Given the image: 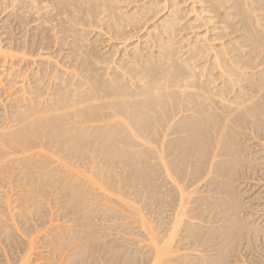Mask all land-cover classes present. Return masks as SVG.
Instances as JSON below:
<instances>
[{"label": "bare ground", "instance_id": "6f19581e", "mask_svg": "<svg viewBox=\"0 0 264 264\" xmlns=\"http://www.w3.org/2000/svg\"><path fill=\"white\" fill-rule=\"evenodd\" d=\"M3 1L25 26L48 4L44 21L59 19L62 35H51L59 49L48 60L49 26L29 41L16 20L24 42L0 45L11 59L0 173L31 182L16 199L0 193L12 228L14 210L26 222L39 205L29 188L46 178L63 198V224L51 219L42 239L48 264H264V190L251 194L255 206L246 198L252 180L264 188V0ZM19 227L17 244L34 232ZM16 243L29 248L12 260L32 264L35 243Z\"/></svg>", "mask_w": 264, "mask_h": 264}, {"label": "rangeland", "instance_id": "374dc122", "mask_svg": "<svg viewBox=\"0 0 264 264\" xmlns=\"http://www.w3.org/2000/svg\"><path fill=\"white\" fill-rule=\"evenodd\" d=\"M0 1H1V0H0ZM27 1H31V0H27ZM5 2H6V1H5ZM8 3H9V2H8ZM6 4H7V2H6ZM4 5H5V4H4V1H3V4H1V2H0V43H1L0 45H3V44H4L3 47H4V49H5V48H7L6 45H5V44L7 43V40L10 41L11 39H13L14 41L16 40V42H17V39L20 40V38H21V42H24V41L22 40V36H20V33H23L22 30L24 31V28H22L24 24L20 21V22L22 23V24H21V23L19 22L18 18H15L19 12H17V14H14L15 11H13V12L11 11V9H12V10H15V9H13L14 6H12V5H11V6H8V4H7L6 6L8 7V9L5 7V8H6V10H5ZM9 5H10V3H9ZM28 6H29V5H27L26 8L22 9V10H21L22 12L20 11L21 14H25V16L23 15L24 17H29V16H30L29 14H28V16H26V15H27V12H26V11H27L28 9H30V8H27ZM45 6H48V9H47V7H46V9H45V7L43 6V7H42V10H41L42 12L40 11L41 15L44 16V17L41 16V18H42V23H41V19H39V21H38V18H39V14H40V13H39V14H34V15H32V16H30V17L28 18L29 20L31 19L30 21L27 20V23L30 22L29 24L26 23V25L28 26V28H27V26L24 25V26L26 27V30H27V29L29 30L28 33L30 32V33L34 34L33 31H36L35 34H37V32L39 31V27L41 28V29H40V31H41V30H42L43 28H45V27L48 28V26H49V29H50V31H51L52 29H55V28H54V25L59 24V23H58V20H59V19H58L57 21H56V20H53V21H52V24H51V22H50L51 20L48 21V23L50 22V24H48L47 22L44 21V20H46L47 18H49V16L46 15V13H48V12H49V9H50V7H49L48 4L45 5ZM11 7H12V8H11ZM9 8H10V9H9ZM43 9H45V10L43 11ZM46 10H48V12H47ZM24 12H26V13H24ZM8 13H9V14L11 13V18H10V15H9ZM43 13H44V14H43ZM21 14H20V15H21ZM48 14H49V13H48ZM7 15H9V18H10V19L8 18ZM12 15H15V17L12 16ZM6 16H7V18L9 19V21L11 20V23H12V25H11V23H10L11 26H8L9 24L7 25V23L5 24L4 21H5V19H6ZM32 18H34V19H32ZM43 18H44V19H43ZM45 18H46V19H45ZM61 18H62V21H64V22L67 21L66 18H65V16H64V18H63V16H62V17L60 16V19H61ZM14 19H15V20H14ZM12 20L14 21V23L12 22ZM16 20L20 23V25H22V27L19 26V24H18V22H17ZM32 20H33V22H32ZM35 20H37V21H35ZM47 20H48V19H47ZM7 21H8V20H7ZM43 21H44V24H43ZM16 22H17V23H16ZM31 22H32V23H31ZM53 22H54L55 24H53ZM59 22H60V21H59ZM46 23H47V24H46ZM56 23H57V24H56ZM60 23H61V22H60ZM4 24H5L6 26H8V27H6ZM40 24L42 25V27L40 26ZM45 24H46V25H45ZM68 24L71 25V23H68ZM68 24H65V25L69 26ZM36 25H37V26H36ZM38 25H39V26H38ZM51 25H52V26H51ZM35 26H36V27H35ZM50 26H51V27H50ZM11 27H12V28H11ZM18 27H20V28H18ZM30 27H31V29H30ZM37 27H38V30L35 29V28H37ZM9 28H10V29H9ZM46 28H45V29H46ZM49 29H47V30H49ZM87 29H88V31L91 30V32H92V37L97 35V34H95V32H97L98 28H97V30H95L94 34H93V31H94L93 28H92V29H91V28H87ZM58 30H59V29H58V26H57V31H56V29H55L56 32H55V31H51V32H50V31H46V32H45L46 35L50 38V40L48 41L49 43L52 42V44H55L54 41H55L56 39H55V37L52 38V36H55L56 33L58 32ZM19 32H20V33H19ZM98 32H99V31H98ZM25 33H26L27 35H26V34L24 35V33H23V37H24V36H26V38L29 37L30 39H29V38H28V39H29V41H30V40H31V37H32L33 35H32V34L30 35V33H29V35H30V36H29L27 32H25ZM45 33H44V34H45ZM10 34H11V35H10ZM41 35H42V34H41ZM41 35H40V37H42ZM51 35H52V36H51ZM60 35H61V34H58V35H56V36H59V37H60ZM11 36H14L16 39L13 38V37H11ZM61 36H62V35H61ZM10 37H11V39H10ZM19 37H20V38H19ZM37 37H39V36H37ZM40 37L37 38L36 41H38V42L41 41V38H40ZM23 39H25V37H24ZM51 39H53V40H51ZM54 39H55V40H54ZM26 40H27V39H26ZM26 40H25V41H26ZM32 40H33V39H32ZM3 42H4V43H3ZM5 42H6V43H5ZM10 42H11V41H10ZM10 42H8V43H10ZM48 42L46 43L47 45L49 44ZM8 43H7V44H8ZM52 44L50 43L49 47H47V46L45 45L48 49L45 47V48H46V49H44L45 51H42V53L45 55V56H44L45 60H46V58H47V60L49 59V58L47 57V55L49 56V53H50V52H51L50 54H52V53L54 54V53H55L54 51L56 50V49H55L56 47H55V45H52ZM104 45L107 46L105 43H104ZM53 46H54V49H55V50H54V49L52 50ZM56 46H57V45H56ZM51 47H52V48H51ZM57 48L59 49L58 46H57ZM4 49H2V50L0 51V56L2 55V53L5 52ZM58 49L56 50L57 53H58ZM7 50H8V49H7ZM3 51H4V52H3ZM47 52H48V54H47ZM57 53H56V54H57ZM53 54H52V56H53ZM56 54H55V55H56ZM16 55H18L17 52H16ZM55 55H54V58H57V57H55ZM35 57H37V55H36ZM30 58H31V56H30ZM38 58H39V57H38ZM40 58H41V57H40ZM40 58H39V61H41L42 59H44V58H42V59H40ZM50 58H51V56H50ZM61 58H62V57H61ZM3 59H5L4 54L0 57V62L2 61V63H3V66H2V64L0 63V75L2 76V77L0 78V80L2 79V82L0 81V83H1V84H0V85H1V86H0V87H1V88H0V89H1V90H0V92H1V93H0V96L2 97V91H3V96H4V98L2 97V101H3V100H6V97H7V96H5L4 90L7 89V88H6V85L8 84V81H6V80H8L7 76H8V74H9V72L7 73V67H10V66H9V65H10L9 63H10V62L8 63V61H9V60L11 61V59H9V60H7V61L4 60V62H7V64H8V65H5L4 62H3ZM6 59H8V58H6ZM58 59H60V58H58ZM13 60H14V59H13ZM16 60H17V59H16ZM30 60H31V59H30ZM36 60H38V59L36 58ZM51 60H53V58H51ZM14 61H15V60H14ZM39 61H38V62H39ZM18 67H19L18 64H17V67H16V65H15V67H14V70L16 69L15 72L18 71V70H17ZM2 72H3L4 74H3ZM4 75H5V76H4ZM5 77H6V79H5ZM8 77H9V76H8ZM10 78H11V77H10ZM10 78H9V79H10ZM5 81H6V83H5ZM3 83H4V84H3ZM4 85H5V86H4ZM15 86H16V88H17L18 86L21 87L20 84L15 85ZM7 87H9V85H8ZM3 88H4V90H3ZM5 88H6V89H5ZM14 89H15V88H14ZM14 89H13V90H14ZM5 92H6V91H5ZM6 95H7V94H6ZM1 97H0V100H1ZM2 103H3V102H2ZM4 104H5V102H4ZM0 107L2 108V107H4V105H3V106L0 105ZM1 108H0V109H1ZM44 151H45V152H48L47 150H44ZM62 160H63V159H62ZM64 161H65V160H63L62 162H64ZM56 162H57V163L53 164V167H54V166L56 167V165H57V166L60 165L59 169H61V168L63 169V167H64L65 165H63V163L61 164V162H58V161H56ZM58 163H59V165H58ZM64 163H66V162H64ZM67 164H68V163H67ZM69 164H70V163H69ZM61 166H63V167H61ZM65 167H66V166H65ZM64 169H65V168H64ZM79 169H80V168H79ZM77 170H78V169H75V168H74V169L72 170V173H74V172L77 171ZM81 170L83 171V169H81ZM3 172H4V171H3ZM3 172L0 173V174H1V175H0V193H1L2 195H3V194H4V195H7V194L9 193L8 195H9L10 197H12V195H14V193H15L14 190L17 191L16 193L19 195L20 193H22V192L19 193V191L21 190L20 188H24L25 191H24V190H21V191H23V192L26 193V187H27V184H28L29 181H26L27 184H25L26 182H25L24 180H19V181L17 180V178H16V174H15V173H12V172H9V173H8V172H7L6 174H8V175H6L5 173H4V175H3ZM5 172H6V171H5ZM10 173H11V174H10ZM63 173H64V172H63ZM12 175H13V176H12ZM62 175H63V174H62ZM42 180H43V179H42ZM50 181H51V182H50ZM50 181L47 180L46 178L43 180V182L47 184V185H45V187H41V186H40L41 184H40V185H38V184L36 185L35 183L33 184V187H32L33 189H31V186H30V188H29V192L31 193V195H29L30 193L28 194V195H29V197H28L29 200L32 199V198H31L32 196H35V197H33L32 200H34V198L37 199L38 201H36V200H35V201H36V202H39V201H40V202H39V205H41V206L38 205V206H37L38 209H37L36 205H35V206L33 205V201L31 202V204L29 205V207L31 208V205H33L35 208L32 206V209H33V210H32V209H29V212H28V213H30V215L28 216V219L26 220V222L20 220L21 218H19V217L17 216V213H18L20 210H14L13 212H16V214H15V216H13V217L16 218V216H17L16 219H19V220H16L15 218H14V219L12 218V219H13V220H12L13 222L17 221L16 225H14V227L12 228L13 225H12V223L10 222V221H11V215H10L9 213H7V212H6L5 214H4V213H2V214L0 213V214H1L0 217H1L2 219H3V216H4V215H7V216H8V214L10 215V217L8 218L10 221L7 220V216H4V217L6 218V219L4 218V220H6L7 223H6L5 221H3V224L6 223V224H7L6 226L11 227L12 230H13V232L16 231L15 227H18V226H20V225H21V227H19V229H21V228L24 227V225H25V227H30L31 230L33 231V229H34L33 225L35 226V225H36L35 223H37V226H39V225H40V224H39V223H40V219L43 220V221L41 222L42 226L40 225V227H38L39 230L37 231V229L35 228V229H34V232H32V234H33L32 238H30V236H31L32 234L29 235V234H27V233L25 232V236H24V237H26V234H27V237L25 238V242L28 241V235H29L30 240H31V239L33 240V238H34V236H35V241L33 242V241L31 240V243L33 242L32 244L35 243L34 245H32V244H30V243H27V244H26L24 241H22V238H23V240H24V237H22V236L19 238V240L21 239L22 243H20V241H19L18 244L20 243V244L22 245V244L25 243V245H27V246H28V244H30V245L33 246V248H34V247H37V248L39 249V250H38V249H36V250L33 249L34 252H32V255H33L32 257L34 258V261L32 262V264H38V263L43 264V261L45 260V256H47V255H45V253L48 254V252L45 251L46 248H45V246H44V245H46V244H44V242L46 243V241L43 240V242H42V239H45V237L43 238V236L46 234V232H47V231H46L47 228L50 229V228H49V224H50V223H52V225L55 224L54 222H55V220H57V218H58V214L60 213L58 209H59V206H60V203H61V199H62V201H63V198L58 199L59 197L57 198V196H56L55 194H53V193H54L53 191H54L55 189H57L58 186H54V181H53V180H50ZM19 182H21V184H20ZM22 182L24 183V186H25V187H23V183H22ZM29 183H31V182H29ZM256 183H257V184H256ZM250 184L252 185V190H253V191H252L251 188H250V190H249V191H250V192H249L250 194H249V195L247 194L248 196H247L246 198H247V200H248V197H249V200L252 201L253 199H250L251 194L253 193V194H252V196H253L254 194H257V193H260V192L262 193V191L264 190V188H262V186H261V188H259V187H260V186H259L260 184H259L258 181H253V180H252V181L250 182ZM34 185H35V186H34ZM43 185H44V184H43ZM255 185H256V186H255ZM257 185H258V186H257ZM39 186H40V187H39ZM253 186H254V187H253ZM256 188H257V189H256ZM27 189H28V188H27ZM259 189H260V190H259ZM11 190L13 191L12 194H11V192H10ZM31 190H32V191H31ZM258 190H259V191H258ZM7 191H8V192H7ZM27 191H28V190H27ZM256 191H257V193H255ZM5 192H6L7 194H6ZM25 193H24V194H25ZM32 193H33V194H32ZM24 194H23V195H24ZM52 194H53V195H52ZM2 195H1V196H2ZM18 195H15V197L13 196L14 199H16V198L18 197ZM262 195H263V194L260 195V197H259L260 199H259V200L257 199L258 197H256V200H257V201H256V204H257V206L260 205V208L258 207L259 209H261V207H263V203H264V201H263L264 198H262V197H263ZM21 196H22V195H21ZM21 196L19 197L20 199H21ZM59 196H61V195H59ZM252 196H251V197H252ZM13 197H12V198H13ZM253 197H254V196H253ZM25 198H26V197H25ZM25 198H23V200H24ZM55 198H56L57 200H56ZM21 200H22V199H21ZM25 200H26V199H25ZM58 200H59V201H58ZM260 200H261V201H260ZM27 201H28V200H27ZM30 201H31V200H30ZM18 202H20V201H18ZM56 202L58 203V205H57ZM253 202H254V203H253ZM262 202H263V203H262ZM34 203H35V202H34ZM251 203H253L254 206L256 205V204H255V198H254V201H252ZM258 203H260V204H258ZM261 203H262V204H261ZM15 204H16V203H15ZM56 205H57V206H56ZM61 205H62V204H61ZM54 206H55V207H54ZM39 207H40V208H39ZM55 208H57V210H55ZM35 209H37V211H36ZM34 210H35V211H34ZM261 210H262V209H261ZM261 210H260V212H261ZM263 210H264V208H263ZM17 211H18V212H17ZM56 211H58V212H56ZM260 212H259V215L264 216V214H263L264 211H262L261 213H260ZM11 213H12V212H11ZM28 213H27V214H28ZM57 213H58V214H57ZM51 214H52V215H51ZM12 215H13V213H12ZM37 215H38V216H37ZM53 215H55V217H54ZM59 215H60V214H59ZM56 217H57V218H56ZM59 217H61V218H59L60 220L58 219L59 222H58V220H57L56 224H60V223L63 224V222H61V219H62L63 217H62V216H59ZM53 218H54V221H53ZM51 219H52V220H51ZM263 219H264V218H263ZM28 220H31V222L34 223V224L30 223ZM38 220H39V221H38ZM50 220H51V222L49 223ZM62 220H63V219H62ZM18 221H19L20 223H19ZM21 221L23 222V224L21 223ZM64 221H65V220H64ZM9 222H10L11 224H10ZM27 222L30 223V224H32V226H30V224H29V225H28V224L26 225ZM43 222H45V225H46V226H45V225L43 226V224H44ZM48 223H49V224H48ZM4 225H5V224H4ZM22 225H23V226H22ZM136 225H137V224H136ZM137 226H138V227H136V228H137V233H138V231L141 230V229L139 228V226L141 227V225L138 224ZM50 227H51V224H50ZM30 228H29V229H30ZM14 229H15V230H14ZM27 229H28V228H24V229H22V230H20V231H21V233H23V232L26 231ZM139 229H140V230H139ZM12 230H11V232H10V235L8 234V237H10L9 242L12 241V243L14 242L13 239H15V242H14V244H13L14 246L12 245L11 242H10V244H9L8 241H4V238H2L3 240L0 239V240H1V243H2L1 245H4V246H1V245H0V253L2 254V255L0 254V259H1V260H0V264H5V261H6V263L8 262V260L4 257L5 254H6L5 256L7 257V253H8V256H9V257H7V258H9V260H10V264H11V262H12V263H13V262H16V264H19V260L13 261L14 258H12V257H13L12 255H14V257H16V259H20V257H17V256H18L17 254H18V253H21V252H20V249H21V251L24 253L25 251L27 252V248H29V247H26V246H25V249L23 248L25 251H23L22 246H21V248L19 247L20 245H18V244L16 243V242L18 241V239H17V237L15 236V235H17V232H18L19 230H17V232H15V234L12 232ZM35 230H36V231H35ZM36 232H38V233H36ZM141 232L143 233V230H141ZM141 232H139V234H136V235H137V237H135L136 239H139L138 237L141 238V236H143L142 234L140 235ZM12 233H13L14 235H13ZM18 233H19V234H18L17 236L19 237V235H21V233H20V232H18ZM11 234H12L13 236H11ZM23 234H24V233H23ZM34 234H36V235H34ZM47 235H48V232H47V234H46L45 236H47ZM15 237H16V238H15ZM11 238H12V240H11ZM142 238H143V237H142ZM16 239H17V241H16ZM26 239H27V240H26ZM30 240H29V241H30ZM139 240H140V239H139ZM29 241H28V242H29ZM5 242H6V243L8 242L7 244H8L9 247H8L7 245H5V244H6ZM36 242H37V243H36ZM4 243H5V244H4ZM15 243H16L18 246H15ZM41 243L43 244V247L40 246V245H42ZM11 245H12V246H11ZM5 246H6V248H8L7 250H6ZM2 247L4 248L3 250H2ZM18 247H19V248H18ZM23 247H24V246H23ZM46 247H47L49 250H51L48 246H46ZM14 248H15V249H14ZM17 248L19 249V252H18V249H17ZM44 248H45V249H44ZM10 249H11V250H10ZM12 249H13V251H12ZM16 249H17V250H16ZM41 249H44V251L42 252ZM4 250H6L7 252H4ZM8 250H9V251H8ZM40 250H41V251H40ZM46 250H47V249H46ZM39 251H40V252H39ZM16 252H18V253H16ZM3 253H4V254H3ZM10 253H11V256H12V257L10 256ZM33 253H35V255H36V253H37V257H35ZM38 253H40V258H39V256H38V255H39ZM43 253H44V254H43ZM15 254H16V255H15ZM20 255H21V254H19V256H20ZM24 255H26V253L22 254L21 257H23ZM2 256H3V257H2ZM42 256H44V257H42ZM41 257H42V258H41ZM47 257H48V256H47ZM3 258H4V259H3ZM33 258H32V259H33ZM36 258H37L38 260H37ZM2 259H3V260H2ZM12 259H13V260H12ZM48 259H49V258H48ZM48 259H47V260H48ZM11 260H12V261H11ZM30 260H31V258H30ZM41 260H42V261H41ZM47 260H45L46 263H44V264H48V263H47ZM17 261H18V262H17ZM36 261H37V263H34V262H36ZM38 261H41V262H38ZM45 261H44V262H45ZM48 261H49V260H48ZM7 264H9V262H8Z\"/></svg>", "mask_w": 264, "mask_h": 264}]
</instances>
